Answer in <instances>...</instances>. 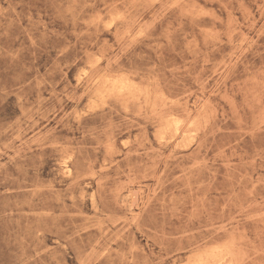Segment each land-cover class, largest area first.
I'll return each instance as SVG.
<instances>
[{
	"label": "rangeland",
	"instance_id": "obj_1",
	"mask_svg": "<svg viewBox=\"0 0 264 264\" xmlns=\"http://www.w3.org/2000/svg\"><path fill=\"white\" fill-rule=\"evenodd\" d=\"M0 264H264V0H0Z\"/></svg>",
	"mask_w": 264,
	"mask_h": 264
}]
</instances>
